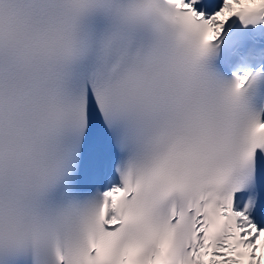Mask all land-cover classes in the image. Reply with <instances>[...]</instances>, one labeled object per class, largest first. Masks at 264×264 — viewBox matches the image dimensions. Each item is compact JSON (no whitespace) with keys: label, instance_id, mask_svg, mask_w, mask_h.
<instances>
[{"label":"snow or ice","instance_id":"obj_1","mask_svg":"<svg viewBox=\"0 0 264 264\" xmlns=\"http://www.w3.org/2000/svg\"><path fill=\"white\" fill-rule=\"evenodd\" d=\"M0 264H264V0H0Z\"/></svg>","mask_w":264,"mask_h":264}]
</instances>
